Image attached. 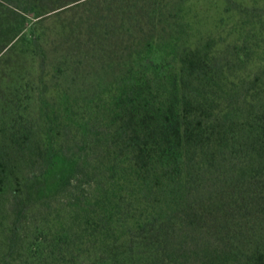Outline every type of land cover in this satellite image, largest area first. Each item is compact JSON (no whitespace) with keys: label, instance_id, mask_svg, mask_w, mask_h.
Listing matches in <instances>:
<instances>
[{"label":"trees","instance_id":"16d2710c","mask_svg":"<svg viewBox=\"0 0 264 264\" xmlns=\"http://www.w3.org/2000/svg\"><path fill=\"white\" fill-rule=\"evenodd\" d=\"M84 2L87 51L33 23L38 75L0 95V264H264V5Z\"/></svg>","mask_w":264,"mask_h":264},{"label":"rangeland","instance_id":"374dc122","mask_svg":"<svg viewBox=\"0 0 264 264\" xmlns=\"http://www.w3.org/2000/svg\"><path fill=\"white\" fill-rule=\"evenodd\" d=\"M25 1H31L32 4L36 3L40 6L39 15L41 17L36 18L38 15L30 14L31 20L25 22V6L27 5ZM82 1L85 3L84 0H0V95L5 92L10 95L15 89H19L22 95L21 99L26 100L25 92L29 88L27 84L35 80L38 75V64L35 61H40V59L31 52L27 53V49L30 47L21 41L25 33H29L31 27H34L33 23L42 22V26L45 25L49 28L53 43H49L47 48H49V58L57 59L55 63L62 60L61 57L64 55L78 50L87 51L88 48L83 45L86 42V37L83 36V38L75 40V33H71L69 29L81 21V17L86 12L87 8L78 7ZM126 1H131V5L124 4V12L120 14L121 19L146 13L150 10L151 3H155V0ZM230 2L232 3L230 6L238 3L240 5L235 7L246 6V10L250 11L256 10V6L260 8L264 5V0H230ZM220 5L221 10L227 6L224 2H221ZM105 7H109V11ZM105 7L102 8L103 14H101L102 17H107L103 32L110 38L115 35L113 26L110 25L112 20L109 17L112 7ZM133 23H137L136 20ZM129 27L130 20L127 21L125 29ZM132 28L137 29L135 26ZM125 37L124 40H119L123 46L130 45L135 36L126 34ZM32 49L31 47L30 50Z\"/></svg>","mask_w":264,"mask_h":264}]
</instances>
